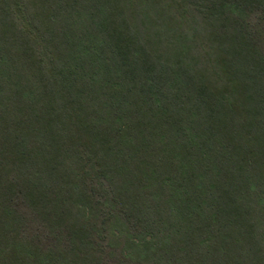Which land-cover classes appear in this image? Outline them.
Here are the masks:
<instances>
[{
	"label": "trees",
	"instance_id": "16d2710c",
	"mask_svg": "<svg viewBox=\"0 0 264 264\" xmlns=\"http://www.w3.org/2000/svg\"><path fill=\"white\" fill-rule=\"evenodd\" d=\"M0 264H264V0H0Z\"/></svg>",
	"mask_w": 264,
	"mask_h": 264
}]
</instances>
